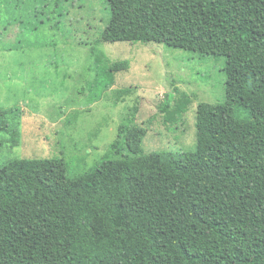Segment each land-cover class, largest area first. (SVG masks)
Here are the masks:
<instances>
[{
  "label": "trees",
  "instance_id": "16d2710c",
  "mask_svg": "<svg viewBox=\"0 0 264 264\" xmlns=\"http://www.w3.org/2000/svg\"><path fill=\"white\" fill-rule=\"evenodd\" d=\"M185 8L110 0L97 45H185L225 57V101L198 104L195 149L144 153L147 128L121 123L111 153L83 174L67 177L57 158L8 161L0 264H264V0H225L222 25L199 23ZM91 50L96 102L129 64ZM190 104L173 87L159 113L175 125ZM18 108H0L13 146L20 135L6 118Z\"/></svg>",
  "mask_w": 264,
  "mask_h": 264
},
{
  "label": "rangeland",
  "instance_id": "374dc122",
  "mask_svg": "<svg viewBox=\"0 0 264 264\" xmlns=\"http://www.w3.org/2000/svg\"><path fill=\"white\" fill-rule=\"evenodd\" d=\"M180 1L199 23L224 22L225 0ZM110 17V0H0V67L18 66L26 75L17 101L24 100L22 113L6 118L19 132L18 145L10 132L0 131V168L16 159L57 158L66 164L67 177L83 174L111 153L108 145L121 123L147 128L144 153L195 149L198 104L225 101V57L185 45H97ZM92 48L129 64L96 102L89 95ZM7 80L0 75V108H17L11 99L1 101ZM173 87L191 100L175 125L159 113Z\"/></svg>",
  "mask_w": 264,
  "mask_h": 264
},
{
  "label": "crops",
  "instance_id": "0c3cea01",
  "mask_svg": "<svg viewBox=\"0 0 264 264\" xmlns=\"http://www.w3.org/2000/svg\"><path fill=\"white\" fill-rule=\"evenodd\" d=\"M11 52V50H10ZM14 69V71H12V69ZM26 71V70H24ZM0 75H2V79L5 78L7 76L9 81V83H7L6 86V96L5 99H2L1 101H6V100H12L13 101V105L20 107L23 105L24 100L23 98L21 99V101L19 103H17L18 101V96H19V91L21 90V86H23L25 89L26 88V84L21 85L22 84V80H24L26 78V75L23 73L22 74V70L20 67L18 66H14V67H0ZM19 73V75L17 74ZM3 83L6 84V81H3ZM26 92V90H25ZM2 92H0L1 94ZM4 93V92H3ZM28 99H29V94L27 93Z\"/></svg>",
  "mask_w": 264,
  "mask_h": 264
}]
</instances>
